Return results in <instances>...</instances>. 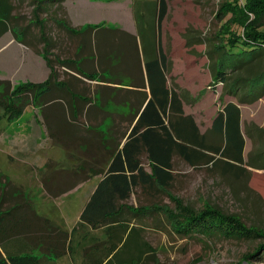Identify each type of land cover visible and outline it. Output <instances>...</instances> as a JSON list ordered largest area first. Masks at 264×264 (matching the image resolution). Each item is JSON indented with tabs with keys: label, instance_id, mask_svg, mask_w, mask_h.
<instances>
[{
	"label": "crops",
	"instance_id": "obj_1",
	"mask_svg": "<svg viewBox=\"0 0 264 264\" xmlns=\"http://www.w3.org/2000/svg\"><path fill=\"white\" fill-rule=\"evenodd\" d=\"M86 1L92 2L91 0H66L63 3L67 6V3L72 2L73 6H80ZM107 1V5H112L117 0ZM28 2L31 3L29 0ZM16 12L17 9L14 13L16 18L14 24L8 31H2L0 28V43L11 34L14 35L13 46L17 51L25 57H29L30 53L37 55L39 59L37 68L41 69V76L44 71L52 72L45 55L40 53V49H37L38 43L41 42L45 47L46 40L47 45L49 43L51 56L60 60H69L72 66L69 69L54 64L58 81L69 87L71 93L66 89L44 107L38 109L30 106L25 110V112L33 111L36 117L34 120L38 121L37 117L42 118L48 142V148L44 147V154L42 153L40 158L46 163L43 169L39 170L41 173L39 188L55 202L81 192H84V199L80 205L79 222L76 226L74 225L73 229L67 231V228L61 227L65 222L58 220V224L53 225V219L36 210L25 184L16 181L5 172L1 173L0 203L5 205L3 209L13 207L21 210H16L14 213L12 219L14 237L9 234L5 245L10 252L15 253V250L20 247L15 246V242L17 245H20V242L24 244L36 242L40 250L35 251V255L40 257L50 254L52 262L59 264L60 260L66 262L64 259L80 247V242L77 243L76 240L81 235V215L105 176L110 172L119 152L123 153L124 173L130 175L128 160L124 156L123 149L131 138L137 144L133 160L140 163L136 174L139 175V168H143L146 175L154 177L149 158L150 152L146 150L148 142L146 137L140 136L152 130L153 139L151 142L155 150L164 149L163 152H167L169 158L171 155L172 175L176 181L178 160L193 168L177 151V144L192 148L190 143L178 138V131L186 126L190 128L194 120L201 135L205 136L206 145H209L207 131L210 129L212 131L213 122L222 108H218V111L215 110L210 121L203 118L201 111L192 112L195 107L192 100L193 94L190 93V86L182 84L181 76L176 70L174 57L176 48L171 50L166 42L159 41V35H156L154 40V33L144 39L137 23L133 31L116 27L114 30L110 26L93 23V25L89 23L80 29L70 26L79 30L73 33L60 26L59 19L54 20L56 24L53 27L46 26L40 21V26L38 24L27 25L31 27L32 32V38H29L30 35L27 36V32H22L26 25L21 27L17 25ZM84 16L88 17L87 14ZM110 33H115L116 36H110ZM143 34L145 35L146 32L143 31ZM25 35L28 38H25ZM25 39L28 43L25 42ZM2 53L0 52V55ZM53 60L55 61V59ZM2 63L4 66L5 62ZM76 67L80 68L86 76L77 72ZM88 76H93V78ZM90 84H94V86ZM206 93L208 94V91ZM205 96L206 94L202 97ZM148 108H150L149 111ZM205 112L207 113V110ZM161 122L168 129L167 133L162 129ZM203 125L206 127L205 130ZM138 127L133 138L131 134ZM47 149L55 150L54 155L53 152H50L47 157ZM200 150L203 152L202 147ZM204 153L209 154L207 149L204 150ZM3 155L4 164L7 161L6 167H8V162L10 166L11 163L16 162L15 155L6 153ZM157 186L159 187V184ZM22 193L24 196L17 201L16 198ZM144 194L141 185L136 187L124 205L136 210V207L130 206V202L135 197L139 206L145 207L140 203L146 200ZM84 200L86 201L84 202ZM55 206L59 207L58 204ZM1 213H4V210L0 211V216ZM57 217L59 218V216ZM44 224H46L45 227ZM86 227L92 231H102L103 233L100 235H106V238H97L98 235L96 238L94 237L95 239L86 238L87 243L81 251L80 264L94 262L85 257V251L96 244L95 241L105 242L108 238L106 229L95 230L90 226ZM66 232L72 236L74 241L72 251L66 252L61 257H57L53 249H51L53 253L45 252L44 239L47 245H56V240ZM49 238L51 241L48 242ZM1 255L6 256L2 244H0V257Z\"/></svg>",
	"mask_w": 264,
	"mask_h": 264
},
{
	"label": "rangeland",
	"instance_id": "obj_2",
	"mask_svg": "<svg viewBox=\"0 0 264 264\" xmlns=\"http://www.w3.org/2000/svg\"><path fill=\"white\" fill-rule=\"evenodd\" d=\"M91 1H86L80 6H73L70 2L66 6L65 3H59L56 0L50 12H41L37 11V4L23 0L21 4L16 5L18 16L16 23L19 27L30 24L35 26L34 24H37L39 20L46 26L53 27L56 24L54 20L59 19L79 29L91 23L90 25L110 26L114 30L116 27L133 31L137 23L136 15L142 13L145 17L140 19L141 27L148 30L157 0H117L112 5H107V0ZM163 3L166 6V15L161 27V39L171 50L176 48L174 55L176 70L181 76L182 84L190 86L195 106L192 112L201 111L203 118L210 121L215 110L222 108L225 101L237 104L242 113L241 128L246 142L244 157L245 162L249 164L250 158L259 147V130H264V97L255 103H243L237 97L227 95L222 86L218 88L217 94L212 90L208 91L207 87H210L212 83L211 65L219 59L218 52L223 38L241 33L250 24L258 25L257 18L245 5L239 7L237 0H163ZM59 4L61 5L55 7ZM161 6L162 2L156 12L162 9ZM226 6L232 17L229 21L221 22L218 20V14ZM115 33H110V36H116ZM13 36L11 34L0 43V52H3L0 55V81L4 82L0 85V90L3 93L7 89L5 82H10L11 88L14 89L25 83H43L52 74L49 70V72L44 71L41 76V69L37 68L39 60L37 55L30 53V58L23 56L14 48ZM41 43H38L37 49H40V53H44V43ZM211 52H213L212 55ZM49 58L55 59L51 55ZM2 62H5L4 66ZM90 85L94 86V84ZM205 94L206 96L202 97ZM26 112L11 118L4 106L0 105V177L1 173L5 172L11 178L25 184L36 210L53 219V225L58 224V220L65 222L61 227L69 231L79 222L78 215L81 212L80 205L84 199V192L75 193L70 198L55 202L39 188L41 186L39 170L43 169L46 163L40 158L42 153L44 154V147L48 148V142L42 118L37 117L38 121L34 120L33 111ZM205 128L203 125L204 130ZM207 133L209 144L223 146L224 141L221 136L211 129ZM248 133L254 139L250 138ZM50 152L54 155L55 150L47 149V157ZM5 153L16 157V162L11 163V166L9 162L8 167L5 166L7 161L4 164L3 154ZM60 156L63 157V155ZM260 162L261 159H259ZM246 167L251 172L250 175L234 178L230 174L223 176L219 173L220 171L206 167L190 168L178 160L173 188L163 193L157 202L151 203L146 199L140 203L145 206L158 205L165 210L176 211L177 205L171 198L173 197L196 210L210 205L239 216L249 226L264 227V169ZM56 204L59 207H56ZM130 206L136 209L140 207L135 197L130 202ZM152 217H155V220L149 219V226H144L146 238L155 250L154 260H150L152 264H264V259L243 260L246 254L254 250L257 242L205 236L183 238L173 231L165 215H151ZM80 228L81 235L76 240L77 243L80 242V247L76 249L75 246L76 251L64 259L66 262L60 260L59 264H80L81 251L87 243L86 238L95 239L97 235V238H106V235H100L102 231H92L83 224Z\"/></svg>",
	"mask_w": 264,
	"mask_h": 264
},
{
	"label": "trees",
	"instance_id": "obj_3",
	"mask_svg": "<svg viewBox=\"0 0 264 264\" xmlns=\"http://www.w3.org/2000/svg\"><path fill=\"white\" fill-rule=\"evenodd\" d=\"M22 1L0 0V28L2 31H8L14 24L16 5L21 4ZM29 1L37 4V11L42 12H50L56 2V0ZM57 1L62 3L66 0ZM161 2L162 9L156 12ZM237 2L239 7L245 5L252 12L258 20L256 22L258 25L250 24L241 33L227 35L223 38L218 52L220 53L219 59L211 65L212 83L210 87H207V90H212L217 94L219 92L218 88L222 86L227 95L237 97L240 102L255 103L264 97V0H237ZM153 11V19L148 30L141 27L140 19L145 17L144 14L136 15L137 24L144 39L148 38L149 34L152 36L154 33V40L156 35H159L158 40L162 41L160 33L166 15V6L163 0L155 3ZM230 15L232 14L229 13L227 6L226 8L223 7V10L218 14V20L221 22L229 21L232 17ZM38 22L37 24L40 26L41 23L39 20ZM58 23L70 32L79 31L71 28L65 21L59 20ZM30 29L31 27L26 26L22 29V32H27L26 35H30L29 38H32ZM143 31L146 32L145 35ZM26 35L25 38H28ZM46 41L43 54L52 70L50 78L40 84L25 83L14 89L11 88L10 82H5V85H7L5 93L0 90V105L4 106L5 111L11 115V118L21 116L30 106L38 109L44 107L66 89L71 93L69 87L58 81L54 69L55 63L71 69V62L59 58H55L54 61L49 58L51 54L49 53V43L47 45ZM25 42L28 43L27 39H25ZM212 53L210 54L212 55ZM75 70L86 76L80 68L76 67ZM88 77L93 78V76ZM2 83L4 82L0 81V85H3ZM4 96L7 97L3 98ZM149 109L147 110L149 111ZM241 115V109L237 104L232 101H225L212 126V131L223 138V146L206 145L205 136L201 135L199 127L193 120L190 128L189 126L184 129L180 128L177 134L182 141L190 143L192 148L177 144V151L194 169L206 167L210 170L220 171L219 173L223 176L225 174H230L234 178L248 176L251 172L246 166L258 170L264 169V130H259V147L256 153L252 154L253 156L248 164V162H245L244 157L246 142L242 134ZM161 127L167 133L168 129L163 122H161ZM138 129L139 127L131 134L133 138ZM140 136L146 137L148 142V149L146 150L150 152L149 158L154 177L146 175L143 168H139V175L136 174L140 163L133 160L137 144L131 138L123 149L124 156L128 160L127 165L130 175L124 173L123 153L119 152L110 172L105 176L81 215L83 225L90 226L95 230L106 229L108 236L105 242L95 241L96 244L85 251V257L94 261L91 264H152L150 260H154L155 250L146 238L144 226H149V219L155 220V217L151 218V215L156 216L159 214L165 215L173 227V231L181 237L183 236V238L205 236L215 239L257 242L254 250L246 254L243 260L264 259V227L259 225L249 226L239 216L224 212L217 207L209 205L196 210L184 205L180 199L173 197L171 198L175 200L177 205L176 211L165 210V208L158 205H146L136 210L127 207V205L125 206L124 202L131 197L134 189L140 185L142 186V192L145 193L144 196L151 203L157 202L158 199H161L163 193H167L174 186L175 177L172 175L171 155L169 158L167 152H163L164 149L155 150L151 142L153 139L152 130ZM248 136L254 139L249 133ZM201 147L203 152L200 150ZM206 149L209 152L208 155L204 153ZM259 159H261L260 163ZM157 184H159V187ZM23 196V193L19 194L16 200H20ZM4 207L5 205L0 203V211L4 210V213H1L0 216V244L6 251V256L1 255L0 257V264H54L52 255L45 254L38 257L34 254L35 251L40 250L36 242L32 244L20 242V245L15 244V242L14 245L20 247L15 250V253L9 251L5 242L8 240L9 234L14 237L12 219L17 208L12 207L5 210ZM61 236L56 240L57 244H54L55 246L47 245L44 239L45 252L53 253L51 252V249H53L57 257H61L66 252L72 251L74 246L72 236L67 232L61 234ZM49 241H51V238L48 239Z\"/></svg>",
	"mask_w": 264,
	"mask_h": 264
}]
</instances>
